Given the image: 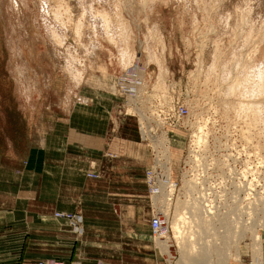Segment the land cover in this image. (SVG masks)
Here are the masks:
<instances>
[{
  "label": "rangeland",
  "instance_id": "374dc122",
  "mask_svg": "<svg viewBox=\"0 0 264 264\" xmlns=\"http://www.w3.org/2000/svg\"><path fill=\"white\" fill-rule=\"evenodd\" d=\"M263 19L264 0H0V217L42 242L56 204L83 214L80 228L56 216L69 235L58 256L71 255V232L77 239L70 260L41 245L19 264H190L157 244H175L171 230L151 229L162 214V180L152 192L146 178L154 165L180 209L186 175L202 170L214 212L195 239L241 254L214 264H264ZM181 104L188 113L169 124ZM119 143L127 155L100 151Z\"/></svg>",
  "mask_w": 264,
  "mask_h": 264
},
{
  "label": "bare ground",
  "instance_id": "6f19581e",
  "mask_svg": "<svg viewBox=\"0 0 264 264\" xmlns=\"http://www.w3.org/2000/svg\"><path fill=\"white\" fill-rule=\"evenodd\" d=\"M49 2V1H48ZM240 7V6H239ZM232 12V11H231ZM55 14V13H54ZM228 13H226L225 15L227 16ZM228 17H230V15L228 14ZM264 20V19H263ZM237 21V19H236ZM263 22V21H262ZM252 25V24H251ZM231 27V26H229ZM232 28V27H231ZM264 28V26H263ZM240 30V29H239ZM249 30V29H248ZM263 30V29H262ZM118 31V30H117ZM120 31V30H119ZM120 33V32H119ZM121 34V33H120ZM263 36V35H262ZM211 43V42H210ZM218 50V48H217ZM124 51V50H123ZM122 51V52H123ZM235 53V52H234ZM124 54V53H123ZM213 56V55H212ZM126 58V57H125ZM212 58V57H211ZM213 60V59H211ZM217 60V59H216ZM155 61V60H154ZM215 61V60H214ZM213 61V62H214ZM264 61V60H263ZM244 62V61H243ZM247 63V62H246ZM250 64V63H249ZM252 64L255 65L254 62H252ZM250 64V65H252ZM257 64V63H256ZM229 65V64H228ZM241 65V64H239ZM245 65V64H244ZM243 66V65H242ZM256 66V65H255ZM227 67V66H226ZM236 67V66H235ZM257 67V66H256ZM213 68V67H212ZM240 68V67H239ZM246 68V67H245ZM248 69L250 68L249 66L247 67ZM252 68V67H251ZM264 68V67H263ZM225 69V68H224ZM247 69V70H248ZM258 69V68H257ZM262 69V68H261ZM243 70H246L244 69V66H243ZM259 70V69H258ZM264 70V69H263ZM238 71V70H237ZM242 71V70H241ZM251 71V70H250ZM245 72V71H243ZM249 73V70L247 71ZM257 72H260V71H257ZM264 72V71H263ZM225 73V72H224ZM251 73V72H250ZM247 74V73H246ZM222 76V75H221ZM232 76V75H231ZM243 76V75H242ZM228 77V76H227ZM245 77V76H244ZM247 77H249L247 75ZM253 77V76H252ZM251 77V74H250V79H252ZM248 78V79H249ZM262 78V77H261ZM261 78H258V79H261ZM239 79V78H238ZM246 79V78H245ZM249 79V81H251ZM257 79V80H258ZM253 83L256 79H252ZM264 80V79H263ZM248 82V80L246 81ZM261 82V81H260ZM251 83V84H253ZM258 83V82H257ZM245 84V83H244ZM249 84V83H248ZM255 84V83H254ZM261 84V83H260ZM247 85V84H246ZM252 86V85H251ZM260 86V85H259ZM258 86V87H259ZM254 87V86H253ZM257 87V86H256ZM233 90V89H232ZM255 91V90H254ZM250 102V101H249ZM252 103V102H251ZM175 111L174 110H170L169 111V115L167 117V122L169 124H172L171 121H169V118L171 119L174 115ZM148 119V118H147ZM147 129V128H146ZM152 129V128H151ZM154 129H152V132ZM145 131V130H144ZM151 132V130H150ZM147 134V133H146ZM199 139V138H198ZM154 140V139H153ZM152 140V142H153ZM155 141V140H154ZM162 140H157L155 141L156 143L158 142H161ZM165 149V148H164ZM162 154H164V156H166L167 158H169V154L167 152H163ZM158 154L156 155V158H157ZM162 158V157H161ZM162 167V166H161ZM191 169L193 170L192 172V175H186V178L188 179V181H185L184 178L182 179V181L184 180V184H183V189L185 190V192H187L189 194V197H190V203L187 204L186 207H183V208H179V205L181 206L182 205V202H180L178 199H179V196L180 194H177L178 196V199H176L174 202H173V196L176 192V186H171L170 190L167 189V186H169V182H167V179L166 181L163 180L164 178L161 179V173L165 172L164 170H162L161 168H158L157 165H154L153 166V170H152V173L149 172L151 174V176L155 173L156 175V183L154 184L153 188H152V191L154 192V189H156V186L158 185V181L160 183V186H158V188L156 189V191L154 193L155 194V201L159 204H161V218H162V222H161V226L160 228L157 230V231H154V229L151 227L152 231L157 234L158 232L161 231V227H162V223H163V228H164V231L165 230H171L174 234V237H175V244L171 243V241H168L166 238L162 237V236H159V238L157 239V244L159 245L160 249L165 253V255L167 257L170 258H174V256L176 255L177 253V247L181 253V261L183 263H190V264H214V263H217V262H227L231 257H235V259H241V254L240 252L237 250V252L235 253V256L234 255H231L230 252L228 253H219V252H216L215 254L212 252L209 253V249H204L205 252L202 253L204 250L203 248L199 245L198 239H195L197 238V234H200V231H198L197 229H194L195 228V224L196 226L199 225V227H201L200 225L204 224V223H201V222H204L205 220L207 221V217L209 216H212V212L213 209H212V201H210L206 194L203 192L202 188H201V185L200 183H198L197 181H201V180H198L197 178H202L203 180H205V177L202 176V170H200V168H194V167H191ZM185 172V171H184ZM171 174H172V180L175 182L173 184H176L178 186V181H177V178H175V176L173 175V169L171 170ZM199 174V176H197V178H195V176ZM168 176H169V172H168ZM167 176V177H168ZM191 176V177H190ZM166 177V174L165 176ZM191 178V179H190ZM197 179V180H196ZM206 181V180H205ZM166 182V183H165ZM202 182V181H201ZM182 183V182H181ZM206 186L210 189L211 186H209L206 182H205ZM240 189V188H239ZM209 191V190H208ZM184 191L182 192V194L184 195L185 193ZM188 196V195H187ZM188 197H186V200H187ZM159 199H161V201H159ZM237 199V198H236ZM166 201V202H165ZM175 203V206L178 205L176 207V209H174V212H173V216H170L169 217V208L170 206ZM223 214V213H222ZM221 221V220H220ZM214 222V221H213ZM224 222V221H223ZM197 223H200L197 225ZM208 224V223H207ZM205 225V224H204ZM211 225V224H210ZM193 227V228H192ZM197 228V227H196ZM194 229V230H193ZM200 229H203V228H200ZM196 230V232H195ZM197 231L199 233H197ZM216 231V230H214ZM221 231V230H220ZM197 233V234H196ZM222 233V232H221ZM215 234V233H214ZM196 235V236H195ZM217 235V234H216ZM214 237V236H213ZM199 238V236H198ZM215 239V238H214ZM198 240V241H197ZM218 240V239H217ZM220 240V239H219ZM257 240V239H256ZM260 241V240H259ZM197 244L199 246H197ZM215 244V243H214ZM198 247V249H197ZM203 250H201L200 249ZM258 247L260 248L261 247V243L258 242ZM196 250V251H194ZM262 249H261V252L259 250V256H262ZM186 260V261H184ZM181 263V262H180ZM176 264H179V263H176Z\"/></svg>",
  "mask_w": 264,
  "mask_h": 264
},
{
  "label": "crops",
  "instance_id": "0c3cea01",
  "mask_svg": "<svg viewBox=\"0 0 264 264\" xmlns=\"http://www.w3.org/2000/svg\"><path fill=\"white\" fill-rule=\"evenodd\" d=\"M137 126H138L139 139L143 140L144 137H142V132L139 129V124ZM50 137L51 136H49V138H45V140L48 141L49 139H51ZM59 137H60V140L62 141L64 136L59 135ZM72 140L79 141L80 144L83 146L85 144L84 142L87 141V138L83 136L79 138V136L77 135L75 139L71 138V141ZM118 145L120 146V148H117L116 151H111L110 148L109 150L106 151L105 145L102 146L103 150H100V151H103V153L107 156L124 155V153L125 155H127V152L124 150L121 143H119ZM48 150H49V153H47L48 156L51 157L55 155V153H53L51 148H49ZM60 150L62 151L63 149H60ZM45 155H46V152H45ZM94 169H97V168H94ZM94 169H89V170H94ZM94 171H97V170H94ZM56 205L54 209H63L62 207L59 206V204H56ZM75 206H76L75 208L73 209L70 208L69 210H75L80 205L77 204ZM64 209H67V208H64ZM4 217H0V262L4 264H16V263L19 264L20 262L27 260V258L32 259V258L38 257L39 253L37 250H40L38 249V247L41 245L48 247V249L44 250V251H47L45 253L48 254V256L60 257L58 256V254L59 252H62L61 248L65 247L68 244V240L65 239V237H68L69 235H66V232H64L65 231L64 226H66V223H65L66 221L64 219L57 218L56 216H54V211H52L51 214L47 216L46 218V224L50 228L47 230H43L47 238L43 239L42 242L39 239H36L34 237L35 233H38L36 230H25V229L22 230L16 224L14 225L8 222L9 220H7L6 217L4 219ZM71 234L73 235V237H71L72 238L71 255H69V257L66 255H62V257L60 258L64 260H67L68 258L70 260V258L73 257V250L75 249V245L77 244L76 243L77 239L74 236V233L71 232ZM20 236H22L25 240L23 239V241L21 242ZM140 249L142 250V248ZM141 252L146 254L145 249L142 250ZM144 258L146 259V256ZM80 262L81 264H83L82 261ZM67 263L70 264L71 262L67 261Z\"/></svg>",
  "mask_w": 264,
  "mask_h": 264
},
{
  "label": "built area",
  "instance_id": "2783aa9c",
  "mask_svg": "<svg viewBox=\"0 0 264 264\" xmlns=\"http://www.w3.org/2000/svg\"><path fill=\"white\" fill-rule=\"evenodd\" d=\"M186 113H188V108L183 104L178 105L177 107H175V113L171 119L169 118V121H171L173 124H176V119H177L176 115H179V114L185 115ZM155 116H158V114H155ZM157 154L158 153H157L156 148H153V155L156 156ZM152 170H153V167L148 168V170L146 171V178H147V182H148L150 191H152V188H153L154 184L156 183L155 173L152 176L149 173V172L152 173ZM88 173L90 176H93V177H98L101 175L99 172L94 171V170H90ZM55 215L57 217L66 218V219L70 220L74 224V226L77 228L81 227V222L83 221V214L81 211H69V210L59 209V210L55 211ZM150 225L154 229V231H157L160 228V226H161L160 214H155L151 218ZM26 264H64V263L62 261H58L54 258H50V259H38V260H34V261H29Z\"/></svg>",
  "mask_w": 264,
  "mask_h": 264
}]
</instances>
